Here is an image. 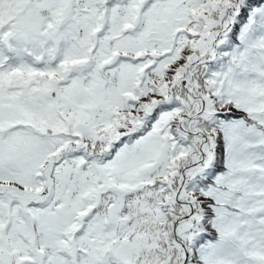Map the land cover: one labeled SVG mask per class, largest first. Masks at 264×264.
<instances>
[{"label": "snow or ice", "instance_id": "snow-or-ice-1", "mask_svg": "<svg viewBox=\"0 0 264 264\" xmlns=\"http://www.w3.org/2000/svg\"><path fill=\"white\" fill-rule=\"evenodd\" d=\"M0 264H264V0H0Z\"/></svg>", "mask_w": 264, "mask_h": 264}]
</instances>
